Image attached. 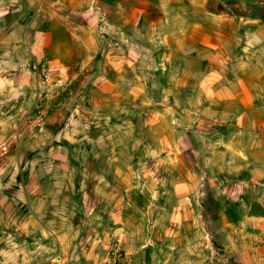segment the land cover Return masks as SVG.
I'll return each mask as SVG.
<instances>
[{"label":"crops","instance_id":"1","mask_svg":"<svg viewBox=\"0 0 264 264\" xmlns=\"http://www.w3.org/2000/svg\"><path fill=\"white\" fill-rule=\"evenodd\" d=\"M0 103L44 111L31 134L0 110V144L16 138L0 150V264L18 262L17 233L30 249L59 231L53 163L88 168L63 181L123 224L129 185L153 184L176 229L158 264H192L195 197L223 264H264V0H0Z\"/></svg>","mask_w":264,"mask_h":264},{"label":"rangeland","instance_id":"2","mask_svg":"<svg viewBox=\"0 0 264 264\" xmlns=\"http://www.w3.org/2000/svg\"><path fill=\"white\" fill-rule=\"evenodd\" d=\"M10 109L13 113H17V121L12 120L11 123L18 122L29 128L25 123V119L40 108L36 106L30 112H24L22 105H6L0 103V110L5 111ZM2 125L8 124V121L0 120ZM1 125V124H0ZM8 128H0V133L7 134ZM14 137L7 138L0 144L8 145V150L14 147ZM79 148L88 150V141L79 142ZM84 157L88 156V152L84 153ZM143 153H140L134 159L141 161ZM70 159H77L76 153L69 154ZM48 161V156H45ZM58 160L57 158L54 161ZM78 165V164H77ZM136 166V165H135ZM45 171L46 181L44 187L52 197L53 205L60 204L61 208L58 215H54L53 210L50 216L47 217L48 225L59 229L58 232L49 231L48 238H44V232L34 231L32 234L31 248H25L23 233H17L16 258L15 264H107L110 253L114 250V243L117 242L118 264H158L160 262L157 254L158 249L153 248V243L159 240L168 238L176 233V229L172 232H167L165 229L169 226V221L166 217H162L159 221V216L156 215L157 210L152 205L153 184L143 181L135 182L129 185L130 190L140 192L138 195L130 194V208L128 206L127 216L124 217L125 224L108 217L103 212V208L97 207V211L91 210L85 201L84 191L88 185H73L69 182H64L68 176L88 174V168L84 169L81 166H62L58 163L49 165ZM153 169L149 170L152 173ZM131 175L140 176L143 179V169L140 165L133 168ZM167 174V171H165ZM151 176V175H149ZM60 182H55V180ZM144 179H146L144 177ZM167 186V185H166ZM74 187V189H73ZM156 188V187H155ZM132 189V190H131ZM200 190V186H198ZM80 193H83L80 196ZM56 194L59 199L56 200ZM195 195V194H194ZM195 197V196H194ZM151 201V202H150ZM86 202V203H85ZM156 202V201H155ZM158 202V201H157ZM166 205L169 201H162ZM194 214L192 217V232L188 237L193 242L192 264H223L220 261L221 254H217L213 243V238L208 230L205 220L209 215L201 212L199 198L193 201ZM102 209L101 211H99ZM174 222V221H173ZM179 223V222H177ZM161 226V231H158V226ZM173 228L175 227L172 225ZM162 228H164L162 230ZM5 237V238H4ZM8 238L6 233L0 232V246L4 245V240ZM201 242H207L208 246L204 247ZM143 246V247H141ZM133 247V248H132ZM32 251V252H30ZM27 253V255H26ZM31 254V259L30 257ZM219 253H221L219 251ZM26 259V260H25ZM30 259V260H28ZM8 264V263H1Z\"/></svg>","mask_w":264,"mask_h":264},{"label":"built area","instance_id":"3","mask_svg":"<svg viewBox=\"0 0 264 264\" xmlns=\"http://www.w3.org/2000/svg\"><path fill=\"white\" fill-rule=\"evenodd\" d=\"M43 77H46V73L43 74ZM43 121H44V111L41 109L35 111L33 114L29 115L25 119V123L28 124L29 128L31 129V134H36L40 132L43 128ZM3 152H6L8 149V145L3 144L1 146ZM114 250L110 253V257L107 261V264H118V254L115 252L117 250L118 243H114Z\"/></svg>","mask_w":264,"mask_h":264}]
</instances>
